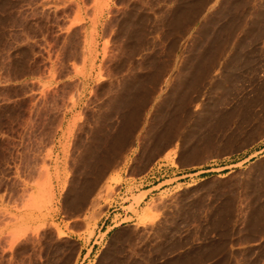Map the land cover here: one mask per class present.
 <instances>
[{
  "label": "rangeland",
  "instance_id": "1",
  "mask_svg": "<svg viewBox=\"0 0 264 264\" xmlns=\"http://www.w3.org/2000/svg\"><path fill=\"white\" fill-rule=\"evenodd\" d=\"M0 264H264V0H0Z\"/></svg>",
  "mask_w": 264,
  "mask_h": 264
},
{
  "label": "crops",
  "instance_id": "2",
  "mask_svg": "<svg viewBox=\"0 0 264 264\" xmlns=\"http://www.w3.org/2000/svg\"><path fill=\"white\" fill-rule=\"evenodd\" d=\"M253 2H254V0H253ZM256 2H258V0H256ZM73 31H75V28H74ZM65 63L68 66L69 70H68V72H66V74H64L62 76L63 77H67V75H68V80H69L68 83L70 82L72 85L76 86L77 85L76 78L74 76H72V74H73L72 64H74L75 66H79V67H86L87 66L86 54H84V57H82V54H80V56L78 58L73 57V56L68 57V58L65 59ZM209 75H210V72H205L206 78H209L210 77ZM84 85H85V83H84ZM152 189L153 188H149V189L143 190L142 192H148V191H151Z\"/></svg>",
  "mask_w": 264,
  "mask_h": 264
},
{
  "label": "bare ground",
  "instance_id": "3",
  "mask_svg": "<svg viewBox=\"0 0 264 264\" xmlns=\"http://www.w3.org/2000/svg\"><path fill=\"white\" fill-rule=\"evenodd\" d=\"M78 34V33H77ZM76 36V35H75ZM77 37V36H76ZM69 38V37H68ZM68 42V41H67ZM74 56V55H73ZM75 57V56H74ZM67 61V60H66ZM68 72V71H67ZM115 156V155H114ZM110 162V161H109ZM103 167V166H102ZM106 167V166H105ZM105 169V168H104ZM100 173V172H99Z\"/></svg>",
  "mask_w": 264,
  "mask_h": 264
}]
</instances>
